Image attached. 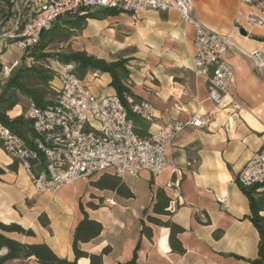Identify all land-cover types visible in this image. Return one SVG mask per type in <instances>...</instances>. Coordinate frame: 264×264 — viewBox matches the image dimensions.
I'll return each mask as SVG.
<instances>
[{
  "label": "crops",
  "instance_id": "obj_1",
  "mask_svg": "<svg viewBox=\"0 0 264 264\" xmlns=\"http://www.w3.org/2000/svg\"><path fill=\"white\" fill-rule=\"evenodd\" d=\"M194 1L195 15L201 23L212 31L231 34L234 46L223 56L234 68V81L224 104L218 107L208 97L206 81L194 76L193 29L188 24L180 25L179 13L121 12L105 20H89L88 26L106 30L111 39L110 54L93 55L107 61L129 59L132 93L139 101L154 105L156 119L151 124L143 123L144 134L154 133L173 121L187 122L196 117L210 121L201 127H185L169 149L168 165L160 175L153 177L143 172L131 181L124 180L135 195L131 199L85 183L72 192L63 187L56 194L35 193L24 168L7 169L13 161L0 148V166L6 170L0 180L1 222H17L33 229L36 236L30 241L45 242L60 257L73 260V234L83 218L79 209L82 202L90 218L101 222L104 230L81 248L100 254L110 247V254L104 256L105 264L129 261L138 243L139 264H253L260 236L249 219V200L236 177L264 146V69L256 74L249 56L254 50L264 54V29H251L247 37L234 31L238 13L250 8L245 0ZM4 25L5 29L11 28V19ZM24 58L25 50L15 42L0 50L2 64H22L27 61ZM83 80L99 97L116 94L107 73L90 72ZM139 179L150 186L142 198ZM158 188H164L172 199V221L185 229L178 236L186 249L184 255L171 251L167 228L152 226V240L141 236L143 211L148 209L152 214ZM94 197L103 200L98 209L87 206L94 203ZM217 197L226 198V203H218ZM42 213L49 217V227L39 223ZM216 231L222 232L218 239L214 237ZM78 264H89V260L82 258Z\"/></svg>",
  "mask_w": 264,
  "mask_h": 264
},
{
  "label": "built area",
  "instance_id": "obj_2",
  "mask_svg": "<svg viewBox=\"0 0 264 264\" xmlns=\"http://www.w3.org/2000/svg\"><path fill=\"white\" fill-rule=\"evenodd\" d=\"M246 12H239L234 31L243 27L264 29V0H245ZM10 30L0 34V50L15 42L25 51L38 44L43 30L49 29L60 17L76 14L82 9H118L139 15L148 11H175L180 25L193 29V73L208 86V97L218 107L224 104L234 81V68L223 56L233 50L231 34L208 29L195 15L194 0H10ZM183 35H186L183 32ZM253 70L264 69L260 50L249 54ZM18 63L3 68L0 89ZM75 63L59 64L50 83L58 96L55 102L38 108L31 105L27 117L39 139L35 147L0 123V142L5 154L28 174L31 187L38 194H56L63 187L110 173L122 179L139 177L148 172L160 175L168 165V151L186 126L201 127V117L192 121H173L151 134H141L134 114L145 123H153L156 109L147 101L127 96L128 106L115 94L99 97L77 75ZM44 164L37 168L32 162ZM238 185H264V146L242 168L236 177ZM177 184V183H176ZM220 204L226 198L217 197ZM204 218V215H202Z\"/></svg>",
  "mask_w": 264,
  "mask_h": 264
},
{
  "label": "trees",
  "instance_id": "obj_3",
  "mask_svg": "<svg viewBox=\"0 0 264 264\" xmlns=\"http://www.w3.org/2000/svg\"><path fill=\"white\" fill-rule=\"evenodd\" d=\"M10 9V0H0V21L2 25L10 20L12 16ZM121 12L118 9H82L76 14H66L58 18L52 27L43 30L38 44L25 51L24 60L31 58L32 64L28 65L24 61L19 67L15 68L0 89V123L25 140L31 147H35L36 140L40 137L34 131L32 120L27 117L26 105L28 104L27 109L31 105L46 108L55 102L58 94L50 87L55 69L41 63L50 59L63 64L75 63L77 75L82 80L90 72L107 73L111 76L110 86L126 106H128L127 96H132L139 101L130 88L129 59L120 58L116 61H107L90 55L86 51H48L51 45L57 42H66L76 33L85 30L89 20H105ZM17 106L24 108V111L12 118L9 113ZM130 117L135 120L136 126L141 128L139 132L144 134V122L132 113H130ZM0 148H2L1 142ZM32 163L38 168V165L44 164V157L40 155V162L33 161ZM18 167V163L13 161L7 169L17 171ZM5 174L6 170L0 166V180L1 176ZM175 179L176 176H173V180ZM149 183L151 186L154 184L153 178ZM90 185L101 191L115 192L125 199L135 197L131 188L122 178L109 173L102 174ZM239 187L249 200V219L260 236L258 256L251 262L253 264H264V216L261 215L264 211V185L250 187L239 185ZM102 203L103 200L99 199L98 204L90 202L87 206L91 209H98ZM171 203L172 199L167 195L165 189L158 188L154 195L152 214H148V209L143 211V219L140 220L141 236L152 240V226L167 228L170 231L169 244L171 251L184 255L186 249L178 236L184 233L185 229L172 221ZM79 209L83 218L77 223L73 234V260L60 257L45 242L30 241L36 236L33 229L25 228L17 222L3 223L0 221V264H78V261L82 258L88 259L89 264H105L104 256L110 254V247L104 248L100 254L90 253L81 248V244L97 239L102 234L104 226L101 222L90 218L82 202H79ZM198 220L200 221L199 218ZM39 223L43 227L50 226L51 221L46 213L39 216ZM221 235V231L214 233V237L217 239ZM139 248L140 243L137 244L133 257L129 261L118 264H139Z\"/></svg>",
  "mask_w": 264,
  "mask_h": 264
},
{
  "label": "rangeland",
  "instance_id": "obj_4",
  "mask_svg": "<svg viewBox=\"0 0 264 264\" xmlns=\"http://www.w3.org/2000/svg\"><path fill=\"white\" fill-rule=\"evenodd\" d=\"M7 25H4V27ZM3 27V25L0 26V34L3 33L4 31L10 30L11 28H13V26H11V28L6 27V29ZM108 40H111L110 37L107 36V31L106 30H102L99 31L97 29L92 28V26H88L85 30L80 31L78 33H76L75 36L71 37L69 40H67L66 42H57L53 45L50 46L48 51H52V52H56V51H63V52H75V51H86L88 54L93 55L95 53H109L110 54V50L111 47L108 46ZM11 44V43H10ZM53 59L48 60L47 62H41L43 64H45L46 66H49L53 69L58 68L59 63L58 64H53ZM28 65L32 64V59L29 58L27 59V61H25ZM55 62V61H54ZM13 63L12 61H8V63L2 64V61L0 60V72H3V68L6 66H11ZM21 65V62H19V64L15 67H19ZM28 108V104L26 105V110ZM24 111V108H16L15 110L11 111L9 113V115L14 118L18 115H20L22 112ZM97 179V176H93L87 180H80L77 181L76 183H73L71 185L65 186L66 188V192L67 191H73L74 189H79L81 188V186L83 185V183H85V185L87 187H91L90 183L92 181H95ZM132 179L135 178H127L126 179H122V180H127V181H131ZM138 186H139V194L142 197H144L149 189V183L144 182L143 180L139 179L137 180ZM95 193H99L98 191H95ZM105 195H110V193H105ZM93 199L94 203H99V200L94 197L91 198Z\"/></svg>",
  "mask_w": 264,
  "mask_h": 264
},
{
  "label": "water",
  "instance_id": "obj_5",
  "mask_svg": "<svg viewBox=\"0 0 264 264\" xmlns=\"http://www.w3.org/2000/svg\"><path fill=\"white\" fill-rule=\"evenodd\" d=\"M239 34L243 37H247L249 35V33L247 32V30H245L243 27H241L239 29Z\"/></svg>",
  "mask_w": 264,
  "mask_h": 264
}]
</instances>
